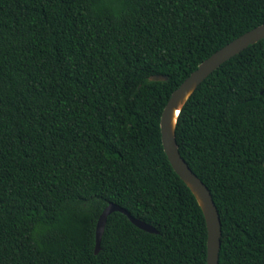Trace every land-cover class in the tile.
Listing matches in <instances>:
<instances>
[{
  "label": "trees",
  "instance_id": "obj_1",
  "mask_svg": "<svg viewBox=\"0 0 264 264\" xmlns=\"http://www.w3.org/2000/svg\"><path fill=\"white\" fill-rule=\"evenodd\" d=\"M262 23L264 0H0V264H206L160 117L199 63ZM175 137L218 209V264H264V39L198 85ZM109 203L156 232L112 212L95 254Z\"/></svg>",
  "mask_w": 264,
  "mask_h": 264
},
{
  "label": "water",
  "instance_id": "obj_2",
  "mask_svg": "<svg viewBox=\"0 0 264 264\" xmlns=\"http://www.w3.org/2000/svg\"><path fill=\"white\" fill-rule=\"evenodd\" d=\"M264 39V23L255 26L245 33L234 38L223 47L212 53L204 59L170 94L160 117V132L163 149L175 172L186 183L193 195L195 196L202 213L204 215L207 241H206V264H218L219 250L221 245V221L218 209L212 198L207 186L201 179L191 170L187 162L181 156L179 146L175 137L176 121L179 112L193 93L198 85L214 70H216L223 62L238 54L246 47L257 41ZM150 80L162 81L167 76L157 74L152 75ZM264 165V164H263ZM121 212L137 227L148 231L156 232L150 225L130 215L124 208L109 203L100 213L95 227V249L94 253L100 250V241L104 231L107 216L112 212Z\"/></svg>",
  "mask_w": 264,
  "mask_h": 264
}]
</instances>
